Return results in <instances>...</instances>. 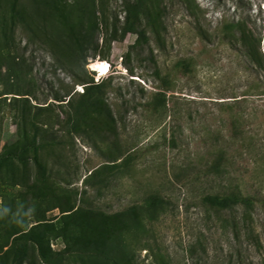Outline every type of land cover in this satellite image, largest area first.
<instances>
[{
    "label": "rangeland",
    "instance_id": "obj_1",
    "mask_svg": "<svg viewBox=\"0 0 264 264\" xmlns=\"http://www.w3.org/2000/svg\"><path fill=\"white\" fill-rule=\"evenodd\" d=\"M126 2L146 4L153 23L150 44L132 52L136 35L109 40L124 26ZM233 23L261 39L264 55V0H0V150L36 141L47 175L43 180L32 161L1 167L0 264L12 263L17 232L64 249L74 218L62 211L73 205L107 216L131 264H264V209L219 211L203 202L236 184L264 198V98L248 97L245 108L256 109L236 145L221 109L220 102L243 99L248 84L264 81V68L247 69L230 35ZM90 24L98 31L83 41ZM184 59L194 61L191 71L176 74ZM165 76L174 90L166 109H153ZM108 78L104 98L115 121L93 109L73 128L69 98H55L72 88L80 95ZM225 141L235 165L220 179L209 170ZM128 151L134 158L128 170L88 179L95 171L105 175L103 166ZM152 195L164 207L142 209ZM133 206L135 219L113 217ZM28 245L25 264H43Z\"/></svg>",
    "mask_w": 264,
    "mask_h": 264
},
{
    "label": "trees",
    "instance_id": "obj_2",
    "mask_svg": "<svg viewBox=\"0 0 264 264\" xmlns=\"http://www.w3.org/2000/svg\"><path fill=\"white\" fill-rule=\"evenodd\" d=\"M93 0H91L92 2ZM127 17L122 28H116L111 33L110 42H116L123 40L129 33L136 35V42L129 47L128 52H132L138 48H143L145 45L150 44V38L148 36L149 27L153 24L151 21L150 9L146 4L142 2H126ZM153 26V25H152ZM98 27L94 25H88L86 27V33L83 34V41H87L86 38L92 33H96ZM232 39L239 47L241 55L247 62V69L264 68V55L261 52V39H258L248 27H244L241 23H233L230 31ZM92 37V36H91ZM92 42V40H91ZM98 44L96 41L93 42ZM82 44V43H81ZM83 46V45H81ZM83 55L85 50L81 47ZM87 56H84V61L87 62ZM194 61L192 59L180 60L174 66L176 74L186 75L191 71ZM126 67L130 69L127 61ZM109 70V69H107ZM133 74V73H132ZM133 76V75H132ZM109 78L103 80L100 83L91 82L90 85L85 86L84 92L78 94L75 92V88L63 98H55L58 102L67 101L65 98H69L67 105L71 109L70 124L73 128H77L81 121H84L88 113L93 110L101 111L110 122L115 121V117L111 108L106 105L104 94ZM134 81V80H132ZM86 84V83H84ZM157 92L154 95V99L150 102V106L153 109L158 107L167 108L168 105V93L174 90L172 86V80L169 76L160 78V84L156 87ZM6 94H15V90H8ZM28 95V94H24ZM76 96H79L75 103ZM260 97L264 98V81L257 83L256 85L248 84L247 90L243 94V99L237 100V96L231 98L235 99L232 104H225L227 102H220L221 109L229 114L230 125V145H236L240 143L243 138V121L246 117H249L254 113L252 109L250 112L245 108V104L248 102V97ZM264 111V109H263ZM264 125V121L262 122ZM114 131L118 129V126H114ZM106 139V137H104ZM115 143L118 140V134L115 136ZM228 141H225L224 146L215 147L214 160L211 164V172L220 178L225 179V176L234 172L235 157L229 149L226 148ZM241 147L243 145L241 144ZM41 146L36 141L30 143L25 142L24 145L18 150L13 145L6 144L0 150V169L1 167L11 161H17L20 163L34 162L38 168V172L43 180L46 179V168L42 165L38 158V153ZM132 151V150H131ZM131 151L121 154L120 158L111 161L109 164L104 165L103 169L105 175L101 176L99 171L92 172L88 179L95 177H101L104 179L107 177H115L116 175L128 170L133 162L134 158ZM33 153V156L30 154ZM120 161V162H119ZM231 190L226 194L210 193L203 196V202L213 209L219 211H232L238 208H245L250 211L257 206L264 209V198L259 195L252 194L243 189L241 185L236 184L230 186ZM165 200L159 196L152 195L145 199L141 204V208L144 210L155 211L161 209L165 205ZM82 212V213H81ZM62 213H67L66 216L74 218V224L71 229V236L67 238L66 246L60 251H54L51 248L50 242L43 236L34 238L30 236L29 232H17L18 235L12 246V263L11 264H25L29 254V242H32L42 259L43 264H66L71 258L78 260L82 264H131L130 260L124 257L125 250L118 244V240L112 239L111 222L99 213L85 214L80 206H70ZM80 213L84 217H80ZM137 206H133L125 212L116 214V217H128L136 218ZM20 234V235H19Z\"/></svg>",
    "mask_w": 264,
    "mask_h": 264
}]
</instances>
